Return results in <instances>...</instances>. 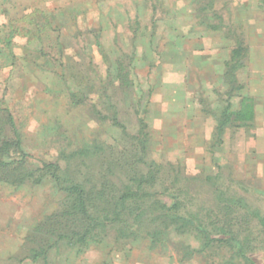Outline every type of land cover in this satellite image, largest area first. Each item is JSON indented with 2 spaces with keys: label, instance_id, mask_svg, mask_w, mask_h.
I'll return each mask as SVG.
<instances>
[{
  "label": "rangeland",
  "instance_id": "374dc122",
  "mask_svg": "<svg viewBox=\"0 0 264 264\" xmlns=\"http://www.w3.org/2000/svg\"><path fill=\"white\" fill-rule=\"evenodd\" d=\"M241 97L254 127L219 136ZM0 106V158H21L16 133L29 155L0 172V264H246L237 241L203 249L159 226L175 202L264 264V0H0ZM44 164L112 198L156 182L134 213L69 241Z\"/></svg>",
  "mask_w": 264,
  "mask_h": 264
},
{
  "label": "trees",
  "instance_id": "16d2710c",
  "mask_svg": "<svg viewBox=\"0 0 264 264\" xmlns=\"http://www.w3.org/2000/svg\"><path fill=\"white\" fill-rule=\"evenodd\" d=\"M10 120L14 125L13 118L11 116ZM254 124V104L250 98L241 97L239 107L237 109L231 110L228 106L227 109L223 111L217 126V131L218 135L221 136L222 133L229 128L248 129L254 127ZM12 146L20 152L21 158L18 162H15L17 160L8 162L0 158V172H10V169L16 163L22 167L26 164L27 159L29 158V155L23 150V141L17 133L15 134V140L12 142ZM38 171L40 172V179L45 176H50V179H52L55 185L67 194L69 205L62 217L67 218V225L71 224L73 230L70 231H74V234L71 236L62 235V237L69 241H73V239L79 235L81 236L79 237V240L85 242L86 238L97 228L98 225L106 226L107 223L120 222L124 212L128 210H131V212L134 213V210L141 208L139 202L141 195L146 194L147 189L152 187L156 182L154 172H149L147 175L144 174L137 177L133 183L134 186H128V190L122 193L121 196L112 198L107 194L108 189H105V186H101V188L97 189L95 192L89 191L82 184L68 187L63 186L62 177L59 175L60 166L57 164H44L42 168L38 169ZM29 177L33 176L28 173L24 176L23 180ZM99 203L104 204L105 208L102 212L97 213L96 210L99 209ZM179 212L180 204L177 202L173 203L172 206H168L166 204L162 208V214H160L159 220L157 219L156 221H160L159 226H163L164 229L167 230L174 227L178 232L185 230L192 232L203 241V249L210 247L212 244H225L231 242L230 240L237 241L239 244L237 255L242 258L246 264H258L254 256L257 251L255 250L246 253L242 249L239 243L240 240L236 235L232 236L230 239L214 236V234H211L202 226V223L196 224L193 220L180 216ZM75 230H79L78 232L80 233L75 232ZM157 232L158 231L154 233L153 237L158 238L157 236H159L160 233L158 234ZM226 234L227 233L222 232L223 237L228 236ZM43 254L45 253H36L34 255V260H38L43 257Z\"/></svg>",
  "mask_w": 264,
  "mask_h": 264
},
{
  "label": "crops",
  "instance_id": "0c3cea01",
  "mask_svg": "<svg viewBox=\"0 0 264 264\" xmlns=\"http://www.w3.org/2000/svg\"><path fill=\"white\" fill-rule=\"evenodd\" d=\"M255 109V108H254ZM255 118H256V110H255Z\"/></svg>",
  "mask_w": 264,
  "mask_h": 264
}]
</instances>
